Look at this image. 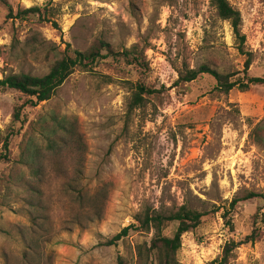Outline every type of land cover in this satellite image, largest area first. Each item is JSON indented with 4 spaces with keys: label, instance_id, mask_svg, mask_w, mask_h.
<instances>
[{
    "label": "rangeland",
    "instance_id": "obj_1",
    "mask_svg": "<svg viewBox=\"0 0 264 264\" xmlns=\"http://www.w3.org/2000/svg\"><path fill=\"white\" fill-rule=\"evenodd\" d=\"M8 1L15 13L47 7L48 20L7 18L0 3V77L45 75L67 44L86 51L101 40L118 51L137 45L147 66L100 59L38 105L0 89V155L9 140L0 160V264H157L154 232L131 229L107 244L147 207L205 213L173 264H207L228 241H244L264 201L231 210L233 228L222 213L237 193L264 191V148L250 137L264 120V84L226 93L210 75L179 80L203 63L245 76L231 25L211 0ZM229 1L254 54L247 74L264 75V0ZM137 82L153 93L130 108ZM18 110L25 123L14 121ZM258 225V239L240 244L233 264H264V220ZM176 227L168 223L163 234Z\"/></svg>",
    "mask_w": 264,
    "mask_h": 264
},
{
    "label": "trees",
    "instance_id": "obj_2",
    "mask_svg": "<svg viewBox=\"0 0 264 264\" xmlns=\"http://www.w3.org/2000/svg\"><path fill=\"white\" fill-rule=\"evenodd\" d=\"M8 9L7 18L27 19L30 16H39L48 20L47 7L32 6L24 9H18L15 13L13 6L8 0H0ZM216 7L218 15L223 20L230 23L233 38L239 52L245 57L244 77L232 79L233 74L221 72L211 67L207 63H203L195 68H188L180 71L179 80L182 82H191L198 79L202 75H210L216 80L217 88L228 93L233 88L248 90L252 85L264 84V75H248L251 64L253 62V51L247 48V37L243 32V17L241 11L236 8L229 0H211ZM113 57L114 59H124L128 64L134 66H147L144 55L137 45L123 51L115 50L112 45L104 40L99 41L86 51H80L72 48L70 44L64 50L63 56L57 59L51 66L50 71L42 76L32 75L29 73L10 74L0 77V89L11 88L26 94L33 105H38L43 101L52 98L58 88L66 81V79L76 70L89 71L91 67L100 59ZM153 93V89L145 83L137 82L135 90L130 99V108L141 106L144 103V95ZM15 122L25 123L26 117L18 110L14 117ZM57 128L65 130L70 136H78L76 130L64 124H57ZM250 137L254 142L264 148V120L253 126ZM3 159H7V151L9 150V140L6 139L3 144ZM249 199H260L264 201V191H256L246 189L237 193L230 202V209L222 213V217L226 223L233 228V219L229 217L231 210L235 209L238 204ZM264 207L259 208L253 216V227L250 234L246 235L244 241L230 240L228 241L222 253L208 262L207 264H233L235 251L242 243H254L259 237V222L264 220ZM205 213L188 205H182L175 210L155 209L147 207L143 212L136 215V223L124 227L120 232L114 235L107 244L114 245L118 241L128 236L131 229L135 231L154 232L152 238L151 249L155 251L157 256V264H173L176 253L181 248L182 237L185 233L198 228L203 222ZM170 222H176L177 227L172 237L163 234L165 227ZM140 255L144 253L142 246H138ZM118 264H123L120 259Z\"/></svg>",
    "mask_w": 264,
    "mask_h": 264
}]
</instances>
